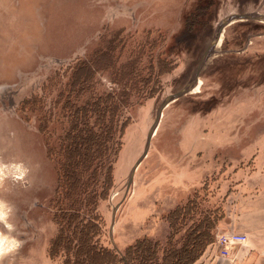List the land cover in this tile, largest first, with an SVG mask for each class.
Instances as JSON below:
<instances>
[{"label": "rangeland", "instance_id": "obj_1", "mask_svg": "<svg viewBox=\"0 0 264 264\" xmlns=\"http://www.w3.org/2000/svg\"><path fill=\"white\" fill-rule=\"evenodd\" d=\"M120 30L134 46L150 34L155 55L177 68L128 114L100 206L104 243L119 251L143 237L165 243V217L195 195L200 208L224 212L216 239L248 234L252 209L264 204V0H0V264H57L47 253L56 168L41 112L27 102L55 106L60 85L49 79Z\"/></svg>", "mask_w": 264, "mask_h": 264}, {"label": "trees", "instance_id": "obj_2", "mask_svg": "<svg viewBox=\"0 0 264 264\" xmlns=\"http://www.w3.org/2000/svg\"><path fill=\"white\" fill-rule=\"evenodd\" d=\"M131 37L117 31L88 57L51 77L49 82L57 79L60 85L55 106L44 109L37 97L27 102L41 112L39 130L56 168L50 208L57 233L47 253L57 264H197L225 217L220 208H200L195 195L165 217L170 229L165 243L143 237L123 251L104 243L100 206L115 184L128 114L162 91L163 76L177 68L164 53L155 55L150 34L136 46L129 43ZM51 124L60 126V134Z\"/></svg>", "mask_w": 264, "mask_h": 264}, {"label": "crops", "instance_id": "obj_3", "mask_svg": "<svg viewBox=\"0 0 264 264\" xmlns=\"http://www.w3.org/2000/svg\"><path fill=\"white\" fill-rule=\"evenodd\" d=\"M246 235H249L251 244L249 252L235 247L236 250L232 249L229 257L226 258L221 256L218 247L210 246L206 252L209 258L205 264H253V262L259 264V255L264 254V204H260L255 210L252 209L249 231Z\"/></svg>", "mask_w": 264, "mask_h": 264}, {"label": "built area", "instance_id": "obj_4", "mask_svg": "<svg viewBox=\"0 0 264 264\" xmlns=\"http://www.w3.org/2000/svg\"><path fill=\"white\" fill-rule=\"evenodd\" d=\"M248 241L249 237L245 233L229 232L217 237L211 246L218 247L221 256L228 258L232 249L237 246L243 247Z\"/></svg>", "mask_w": 264, "mask_h": 264}, {"label": "bare ground", "instance_id": "obj_5", "mask_svg": "<svg viewBox=\"0 0 264 264\" xmlns=\"http://www.w3.org/2000/svg\"><path fill=\"white\" fill-rule=\"evenodd\" d=\"M219 34H220V31H219ZM218 36H220V35H218ZM219 40V39H218ZM215 45V44H214ZM214 47V46H213ZM212 47V48H213ZM214 51V50H213ZM213 53V52H212ZM208 56H210V55H208ZM213 56V55H212ZM210 59V58H209ZM201 70V68H199L198 70H197V72L195 73V77H194V79L192 80V82H190L189 84H188V86H186V88L183 90V92L185 93L186 92V90L187 89H189V88H192V87H194L195 86V84H196V82H197V75H198V73H199V71ZM167 103H169L168 101L165 103V105L167 104ZM1 169V168H0ZM3 218H4V214H3V212L0 210V220L2 221L3 220ZM4 243V242H3ZM2 243V238H0V254H3V253H5L6 251H7V248L5 247V245Z\"/></svg>", "mask_w": 264, "mask_h": 264}, {"label": "water", "instance_id": "obj_6", "mask_svg": "<svg viewBox=\"0 0 264 264\" xmlns=\"http://www.w3.org/2000/svg\"><path fill=\"white\" fill-rule=\"evenodd\" d=\"M181 93H184L183 91H181Z\"/></svg>", "mask_w": 264, "mask_h": 264}]
</instances>
